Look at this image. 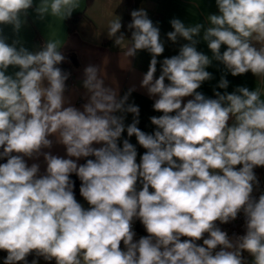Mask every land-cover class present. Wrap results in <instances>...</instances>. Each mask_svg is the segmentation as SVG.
<instances>
[{
    "label": "clouds",
    "instance_id": "9594fccd",
    "mask_svg": "<svg viewBox=\"0 0 264 264\" xmlns=\"http://www.w3.org/2000/svg\"><path fill=\"white\" fill-rule=\"evenodd\" d=\"M33 2L0 0V25L18 31ZM215 3L218 14L207 17L211 26L203 34L212 59L196 47L203 25L172 19L168 39L189 43L163 59L158 76L165 47L146 10L131 12L130 46L123 33L116 36L120 18L109 26L127 57L151 54L141 83L158 96L153 109L161 115L150 117L151 134L137 126L139 107L125 108L128 95L117 100L95 66L85 69L91 95L80 110L64 95L69 74L57 66L65 59L59 41L33 53L7 43L0 28V264H40V258L47 264H264V192L255 172L264 168V99L259 89L243 86L223 94L213 89L215 98L198 91L213 78L206 70L213 59L233 77H264V0ZM78 7V0H41L35 11L66 18ZM10 67L18 70L9 73ZM228 86L221 76L218 88ZM117 112L132 113V123ZM50 136L68 158L42 152L52 147ZM40 155L44 173L26 160ZM241 212L245 234L229 237L216 222L230 223ZM136 221L147 233L138 239Z\"/></svg>",
    "mask_w": 264,
    "mask_h": 264
},
{
    "label": "crops",
    "instance_id": "0c3cea01",
    "mask_svg": "<svg viewBox=\"0 0 264 264\" xmlns=\"http://www.w3.org/2000/svg\"><path fill=\"white\" fill-rule=\"evenodd\" d=\"M119 0H91L86 5V0H78L79 7L72 13L83 11L84 16L79 17L73 30L67 28L66 18L51 15L48 13L43 18L35 11L40 6L41 0H34L33 8L29 9L27 15L21 14V27L18 31L12 25H0L2 35L6 42L13 44L16 42L17 48L23 46L30 52H37L46 47L49 41H59L58 51L65 57L64 62L70 64L73 75V83L66 88L64 93L66 101L71 102L80 110L82 105L88 102L91 93L84 87L86 79L85 69L88 66L97 68V78L103 81L105 87L116 92L117 100L128 95V100L124 107L134 104L139 107V124L137 125L146 133H153L156 126L151 123L150 117L159 116L161 113L154 111L153 104L158 96H150L147 88L142 87L141 83L147 73L151 54L147 50H138L135 57L125 55L127 43L130 46L131 34L125 37V45L118 46L115 40L103 43V39L109 37L108 30L112 21L116 20L115 6ZM51 3V0H48ZM139 9L146 10L148 17L153 21L154 26L159 27L161 41L164 43L165 51L162 56L157 57V73L160 74V63L165 57H171L179 53L181 45L189 43L182 37H178L173 43L168 39L167 33L173 31L171 26L172 19H180L186 27H193L202 24L203 28L194 39L198 41L196 47L212 59V53L207 47V42L203 40L204 30L211 26L207 20L210 14H218L215 0H142ZM253 44L258 49L261 44L253 39ZM224 50L222 46L221 51ZM18 69L9 68V73H14ZM212 73L213 78L205 81L198 91L206 97L215 98L213 89L224 92H234L238 86L247 87L250 91L259 89L261 99H264V77L254 76L251 72L233 77L225 66L213 59L212 65L207 69ZM221 76L229 81L227 89H219L218 84ZM167 83V81H166ZM131 90V91H130ZM130 92V94H129ZM190 99L185 98V100ZM115 115H124L125 125L132 123L133 114L117 112ZM231 123V121H230ZM127 138V132L123 134ZM53 141L51 148L42 149V152H50L52 155L68 158L66 149L62 144L56 142L55 136H50ZM130 142L137 146L138 153L142 154V149L136 142L135 136L130 138ZM98 147V145H96ZM74 159V158H73ZM29 166L37 163L40 166V173L46 170V162L43 155L38 158H26ZM81 158L78 163H82ZM139 161V155L137 157ZM264 181V168L257 170ZM79 202L87 207L86 201L76 195ZM252 257L250 256V262ZM40 264H47L40 261Z\"/></svg>",
    "mask_w": 264,
    "mask_h": 264
},
{
    "label": "trees",
    "instance_id": "16d2710c",
    "mask_svg": "<svg viewBox=\"0 0 264 264\" xmlns=\"http://www.w3.org/2000/svg\"><path fill=\"white\" fill-rule=\"evenodd\" d=\"M91 0H86V5L90 3ZM142 0H119L118 3L115 6V13L117 14V17L121 19L122 22V28L120 30V32H118L116 34V36L118 37L121 33H123L124 37H128L131 34V30H129L127 28V25L129 23H131V12L133 10H139V6ZM84 13L83 11H78V12H74L71 14L70 17H66V23H67V28L69 31L73 30L76 24V21L79 17H83ZM116 39V37H106L103 39V43H109L111 41H114ZM58 67H60L62 69L63 72L69 74L68 75V79L66 81V83H68L69 81V77H70V73H71V68H70V64L65 63L64 61L57 65ZM72 74V73H71ZM92 158V157H89ZM86 158H83L82 163H85ZM260 168H256L255 170H259ZM71 179L75 181V193L76 195H79V186H80V180L79 178L75 175L72 174ZM139 187V185H138ZM80 196V195H79ZM218 224V226H222L223 224H220L219 221L216 222ZM136 227L139 231L146 233L142 224H140L139 221H136ZM5 255L4 253L0 252V256ZM33 257H29V260H31ZM40 261H43V258H40ZM47 263V262H45ZM52 264H55V262L53 261Z\"/></svg>",
    "mask_w": 264,
    "mask_h": 264
},
{
    "label": "built area",
    "instance_id": "2783aa9c",
    "mask_svg": "<svg viewBox=\"0 0 264 264\" xmlns=\"http://www.w3.org/2000/svg\"><path fill=\"white\" fill-rule=\"evenodd\" d=\"M73 83V75L70 73V77H69V81L68 83H66V88H68L71 84ZM257 177L260 181V192H264V181L262 180V178L260 177V175L258 174V172L255 170ZM260 192H254L253 194L258 196L260 194ZM218 225V224H217ZM222 230L227 231L229 237H235V236H242L245 234L246 231V227H245V217L244 214L241 212L237 219L234 221H231L230 223L227 224H223L222 226H219ZM134 230L136 232V237L135 239H138L140 236H144L147 235V233H143L141 231H139L136 227V222L134 223ZM202 243V241H201ZM244 256L249 260L250 262V255L245 252Z\"/></svg>",
    "mask_w": 264,
    "mask_h": 264
}]
</instances>
